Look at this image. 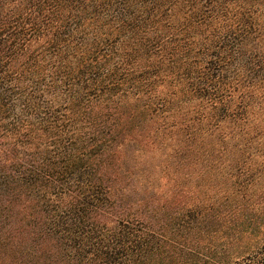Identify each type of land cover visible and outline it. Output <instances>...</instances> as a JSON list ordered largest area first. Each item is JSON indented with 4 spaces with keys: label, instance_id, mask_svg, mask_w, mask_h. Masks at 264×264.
<instances>
[{
    "label": "trees",
    "instance_id": "1",
    "mask_svg": "<svg viewBox=\"0 0 264 264\" xmlns=\"http://www.w3.org/2000/svg\"><path fill=\"white\" fill-rule=\"evenodd\" d=\"M0 264H264V0H0Z\"/></svg>",
    "mask_w": 264,
    "mask_h": 264
}]
</instances>
